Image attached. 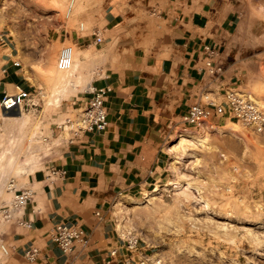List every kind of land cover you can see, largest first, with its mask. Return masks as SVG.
<instances>
[{
  "label": "crops",
  "instance_id": "obj_1",
  "mask_svg": "<svg viewBox=\"0 0 264 264\" xmlns=\"http://www.w3.org/2000/svg\"><path fill=\"white\" fill-rule=\"evenodd\" d=\"M139 1L134 14L107 12L101 26L91 32L93 38L94 31L103 38L94 42L99 46L101 73L90 84L110 88L104 101L107 127L85 132L59 152L53 166L64 175L55 182L46 178L45 171L25 175L17 188L32 191L23 213L31 225L1 226L0 264H139L140 257L125 249L114 226L113 206L120 199L138 198L164 181L173 137L183 130H199V125L185 123L182 116L203 93L221 104L230 88L248 87L250 60L243 57L237 41L242 17L230 4ZM3 33L0 101L18 87L34 90L14 62L16 45ZM92 37H76L75 44L85 48ZM206 46L214 50L211 60L222 67L218 74L205 69ZM89 97L83 90L72 104L78 108ZM209 110L206 121L213 125L225 128L232 121ZM7 193L11 198L12 193ZM57 223L82 228L87 244L76 243L72 251H63L51 238ZM30 247L37 249L33 260L24 255Z\"/></svg>",
  "mask_w": 264,
  "mask_h": 264
},
{
  "label": "rangeland",
  "instance_id": "obj_2",
  "mask_svg": "<svg viewBox=\"0 0 264 264\" xmlns=\"http://www.w3.org/2000/svg\"><path fill=\"white\" fill-rule=\"evenodd\" d=\"M221 1L241 14L237 41L252 70L243 91L264 109V0ZM139 3L0 0V30L16 45L17 61L34 87L23 112H0V153L16 148L18 160L28 163V137L36 131L48 137L39 143L36 167L25 163L20 173L15 169L0 181V205L10 199V181L20 187L26 174L55 158L47 148L58 141L57 124L73 117L77 107L72 101L101 73L93 29L101 26L107 12L132 15ZM85 36L92 37L88 45L78 47L74 39ZM66 46L80 62L77 77L67 83L61 78L68 73L56 65ZM50 68L55 75L51 81L45 77ZM180 134L171 141L166 176L156 190L113 206L117 232L134 235L147 249L150 264H264V125L228 121L223 128L205 121L198 131ZM197 135L205 138L198 141Z\"/></svg>",
  "mask_w": 264,
  "mask_h": 264
},
{
  "label": "built area",
  "instance_id": "obj_3",
  "mask_svg": "<svg viewBox=\"0 0 264 264\" xmlns=\"http://www.w3.org/2000/svg\"><path fill=\"white\" fill-rule=\"evenodd\" d=\"M93 33L95 36L94 42H102L103 38L95 31ZM3 37L4 33L0 32V39ZM205 49L209 53V57L205 61V69L209 74L220 73L222 67L216 65L211 60L214 50L208 46H206ZM72 54L73 49L71 46L63 47L56 61L57 68L64 71L70 69L73 63ZM14 62L16 65L20 64L17 60ZM85 90L90 94L86 103L76 108L77 112L73 117H66L60 124H57L59 132L54 139H58V141L51 143L54 144V146H48L47 148L49 153L53 154L55 158L48 160L43 168L34 170L45 171L46 178L50 182H55L64 175L62 169L53 166V162L57 158L59 152L71 143L81 139L85 132L91 130H104L107 127L108 121L104 101L110 88L95 87L89 84ZM31 98L32 91H27L19 87L13 93H5L0 101L1 112L9 113L22 111L24 107L28 106V102ZM209 108L212 109L213 115L226 116L228 119L237 121L244 126L264 125V109L250 94L239 90L237 87H232L225 92V101L221 104L216 103L208 94L203 93L200 99L189 107L186 114L182 116V119L188 124L201 125L206 121L209 115ZM47 139L48 137L46 135L38 134L37 131L34 132L28 137L29 145L26 150L29 151L32 156L38 155L41 148L39 143L47 141ZM30 165L36 167L32 162ZM7 190H9L12 195L7 202L0 205V229L5 223L13 226L30 227V220L24 219L23 213L27 204L32 199V191L29 188H17L13 181H10ZM51 238L66 252L72 251L76 243L86 245L88 242V236L82 228L69 226L64 223H57L54 225ZM122 239L125 241V249L127 251L138 254L140 257L139 264H150V257L147 249H143V246L138 243V239L134 235L122 236ZM112 252L115 253L116 249H113ZM36 254L37 249L35 247L28 248L24 253L28 260L35 259Z\"/></svg>",
  "mask_w": 264,
  "mask_h": 264
},
{
  "label": "bare ground",
  "instance_id": "obj_4",
  "mask_svg": "<svg viewBox=\"0 0 264 264\" xmlns=\"http://www.w3.org/2000/svg\"><path fill=\"white\" fill-rule=\"evenodd\" d=\"M73 3L74 2H70L69 5L67 6V10L68 11L70 10V7L73 5ZM74 57H76V53H74V51H73V54H72V58H73L72 66H71L70 69L65 70V72H67L68 75H64V77L61 78V82H65V83L71 82L72 79H73V77H75V78L77 77V68H78L80 62H79V60L77 61ZM53 72H54V70L52 68L48 69L47 70V74L45 75L46 79H48L50 81L51 80H55V75H53ZM2 113L3 114H7V113H4V112H2ZM179 136L181 138H183V134H180ZM204 138L205 137L202 136V135H197V140L198 141H202ZM6 149L8 151L7 150L6 151L4 150V151H2L0 153V181L3 179V177L5 178V176L7 174H9L11 171H13L15 169H16V172L17 173H20L23 170V168L25 167V163H27V162H21V161L18 160V157H17L18 155L15 152L16 151L15 150L16 148H8L7 147ZM34 157L35 156H30L29 157V159L32 160V161L29 160V162L27 163L26 167L29 166L31 162H32V164L34 163ZM31 167H33V166H31ZM168 183L170 185L173 184V185H176L177 186V184L175 182H168ZM1 186H2V184H1ZM153 190L155 191L156 188L153 189Z\"/></svg>",
  "mask_w": 264,
  "mask_h": 264
}]
</instances>
